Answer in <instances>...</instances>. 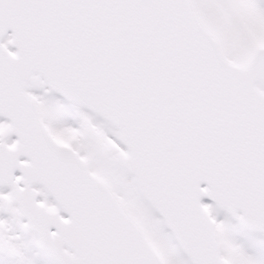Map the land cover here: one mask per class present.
I'll list each match as a JSON object with an SVG mask.
<instances>
[{
    "label": "snow or ice",
    "instance_id": "snow-or-ice-1",
    "mask_svg": "<svg viewBox=\"0 0 264 264\" xmlns=\"http://www.w3.org/2000/svg\"><path fill=\"white\" fill-rule=\"evenodd\" d=\"M0 264H264V0H0Z\"/></svg>",
    "mask_w": 264,
    "mask_h": 264
}]
</instances>
